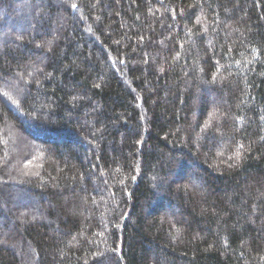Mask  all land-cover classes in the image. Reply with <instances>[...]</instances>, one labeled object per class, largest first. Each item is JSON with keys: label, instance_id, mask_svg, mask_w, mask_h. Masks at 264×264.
<instances>
[{"label": "trees", "instance_id": "obj_1", "mask_svg": "<svg viewBox=\"0 0 264 264\" xmlns=\"http://www.w3.org/2000/svg\"><path fill=\"white\" fill-rule=\"evenodd\" d=\"M0 264H264V0H0Z\"/></svg>", "mask_w": 264, "mask_h": 264}]
</instances>
